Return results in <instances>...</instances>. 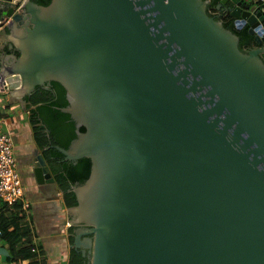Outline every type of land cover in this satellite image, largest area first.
<instances>
[{"label": "water", "instance_id": "water-1", "mask_svg": "<svg viewBox=\"0 0 264 264\" xmlns=\"http://www.w3.org/2000/svg\"><path fill=\"white\" fill-rule=\"evenodd\" d=\"M207 2L0 0V83L24 99L58 81L76 135L52 146L90 158L68 206L89 264H264V2L217 5L246 50ZM30 164L54 182L40 152Z\"/></svg>", "mask_w": 264, "mask_h": 264}, {"label": "crops", "instance_id": "crops-1", "mask_svg": "<svg viewBox=\"0 0 264 264\" xmlns=\"http://www.w3.org/2000/svg\"><path fill=\"white\" fill-rule=\"evenodd\" d=\"M6 48L5 24L0 27V67L11 63L12 49ZM1 84V83H0ZM0 86V128L13 138V152L17 162V171L24 185V196L29 206L26 212V227L35 247L36 257L32 262L37 264H68L69 229L71 215L65 204L63 191L57 182L38 181L31 172V158L47 144H41L37 136L35 123L31 113L34 105ZM41 139H40V138ZM46 164L47 161H46ZM50 169V168H49ZM50 172L52 173L51 169ZM8 208L0 198V212ZM8 246L0 234V264H14L10 261ZM30 259H23L27 264Z\"/></svg>", "mask_w": 264, "mask_h": 264}, {"label": "trees", "instance_id": "trees-1", "mask_svg": "<svg viewBox=\"0 0 264 264\" xmlns=\"http://www.w3.org/2000/svg\"><path fill=\"white\" fill-rule=\"evenodd\" d=\"M38 4L45 5L50 0H32ZM220 0H208L207 12L214 15L211 11L217 9ZM222 24L236 33L239 37V47L246 50L250 47L257 46L253 35L248 31V25L244 24L237 27L235 18L226 11L223 15H216ZM18 53L16 52V55ZM264 62V51L260 54ZM24 100L34 105L32 108L35 131L40 136L41 144H51L47 148L45 157L52 171L54 180L63 191V197L67 206L76 204L75 194L70 188L74 182L83 181L90 171V158L80 157L75 162L63 160L62 153L52 145L67 147L70 140L75 137V125L70 118V114L61 110L68 104L65 95V88L55 80H51L49 88H43L40 85L24 96ZM79 130H84L82 125ZM5 211L0 212V234L6 241L10 255V261L14 264H22L23 259L28 260L27 264H37L32 262L36 257L35 247L29 229L26 227V218L19 203L7 206ZM68 264H89L85 257L78 251L70 249Z\"/></svg>", "mask_w": 264, "mask_h": 264}, {"label": "built area", "instance_id": "built-area-1", "mask_svg": "<svg viewBox=\"0 0 264 264\" xmlns=\"http://www.w3.org/2000/svg\"><path fill=\"white\" fill-rule=\"evenodd\" d=\"M259 1L264 2V0ZM19 7L20 4L17 9ZM6 21V18L0 19V27ZM0 86L2 87V84ZM1 120L0 117V123ZM13 144L12 136L7 132H3L0 128V198L6 206L19 203L25 216L26 212L24 210H27L29 202L22 197L21 178L16 167L17 162L13 152Z\"/></svg>", "mask_w": 264, "mask_h": 264}, {"label": "flooded vegetation", "instance_id": "flooded-vegetation-1", "mask_svg": "<svg viewBox=\"0 0 264 264\" xmlns=\"http://www.w3.org/2000/svg\"><path fill=\"white\" fill-rule=\"evenodd\" d=\"M229 3V2H228ZM228 3H226L225 5H227ZM222 7H225V6H221V7H217V9L216 10H212L211 12L214 14V15H218V16H220V15H223V14H225L226 13V11L227 10H224V8H222ZM51 145V144H50ZM46 151L47 150H45V152H44V156H45V154H46ZM46 158V157H45ZM46 161H47V159H46ZM48 162V161H47ZM48 165V164H47ZM48 167H49V165H48ZM50 168V167H49Z\"/></svg>", "mask_w": 264, "mask_h": 264}, {"label": "rangeland", "instance_id": "rangeland-1", "mask_svg": "<svg viewBox=\"0 0 264 264\" xmlns=\"http://www.w3.org/2000/svg\"><path fill=\"white\" fill-rule=\"evenodd\" d=\"M21 187H22V193H23V196H24V185L21 183ZM22 196V197H23ZM25 199V198H24ZM26 200V199H25Z\"/></svg>", "mask_w": 264, "mask_h": 264}]
</instances>
